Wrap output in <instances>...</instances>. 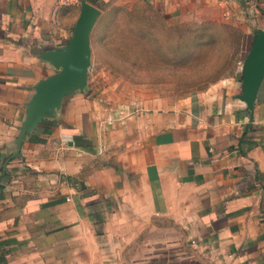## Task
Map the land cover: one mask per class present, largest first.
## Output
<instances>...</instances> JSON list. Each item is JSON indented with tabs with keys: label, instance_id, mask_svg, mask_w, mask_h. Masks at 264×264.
I'll use <instances>...</instances> for the list:
<instances>
[{
	"label": "crops",
	"instance_id": "1",
	"mask_svg": "<svg viewBox=\"0 0 264 264\" xmlns=\"http://www.w3.org/2000/svg\"><path fill=\"white\" fill-rule=\"evenodd\" d=\"M148 1L239 27L242 59L264 30V0ZM80 7L0 0V264H264V80L251 115L242 59L173 101L88 79L5 169L35 85L56 72L38 53L69 40Z\"/></svg>",
	"mask_w": 264,
	"mask_h": 264
},
{
	"label": "rangeland",
	"instance_id": "2",
	"mask_svg": "<svg viewBox=\"0 0 264 264\" xmlns=\"http://www.w3.org/2000/svg\"><path fill=\"white\" fill-rule=\"evenodd\" d=\"M97 3L101 12L91 32L89 71V84L93 89L99 81L97 76L101 80L116 78L144 93L173 101L197 94L232 73L238 75L240 52L234 53V38L221 34L215 41L198 43L193 56L178 63L173 56L182 40L180 34L163 25L161 16L155 12L157 8L148 0ZM78 5L81 6V0ZM166 16L172 25L198 22ZM249 45L250 42L246 46ZM245 58L241 61V72ZM104 67L112 70L100 71Z\"/></svg>",
	"mask_w": 264,
	"mask_h": 264
},
{
	"label": "water",
	"instance_id": "3",
	"mask_svg": "<svg viewBox=\"0 0 264 264\" xmlns=\"http://www.w3.org/2000/svg\"><path fill=\"white\" fill-rule=\"evenodd\" d=\"M100 12V8L89 0H81L80 13L69 40L62 46L39 51L38 54L44 60L54 65L56 72L35 85L26 117L14 141V151L5 161V169L13 158L20 155L24 141L40 122L56 117L66 97L87 87L92 63L91 32ZM263 80L264 30H260L245 58L241 77L243 91L240 98L248 106L251 115Z\"/></svg>",
	"mask_w": 264,
	"mask_h": 264
},
{
	"label": "trees",
	"instance_id": "4",
	"mask_svg": "<svg viewBox=\"0 0 264 264\" xmlns=\"http://www.w3.org/2000/svg\"><path fill=\"white\" fill-rule=\"evenodd\" d=\"M89 1L94 4L93 0ZM155 12L157 15L161 16L163 25L166 26L168 30L180 34V38L182 40L180 41L181 43L179 44L180 46L178 47V50L173 56V59L178 60V63H184L193 56V49L195 45H197L198 43H204L205 41H215L219 39L218 36L221 34L234 38V40L236 41V50L234 53L240 52L239 61H241L242 53L244 50L245 35L239 27L231 23L217 21L179 22L175 25H172L170 22H168V17L166 16V14L162 13L158 9L155 10ZM185 39H188L189 42L187 43L186 41H184ZM251 47L252 42L247 47L248 53ZM234 53L232 55H234ZM229 76L234 75L232 73Z\"/></svg>",
	"mask_w": 264,
	"mask_h": 264
},
{
	"label": "built area",
	"instance_id": "5",
	"mask_svg": "<svg viewBox=\"0 0 264 264\" xmlns=\"http://www.w3.org/2000/svg\"><path fill=\"white\" fill-rule=\"evenodd\" d=\"M60 4L62 5H74V4H78L80 2V0H59ZM250 9L253 8V6H249ZM225 16H228V12H225L224 14Z\"/></svg>",
	"mask_w": 264,
	"mask_h": 264
}]
</instances>
